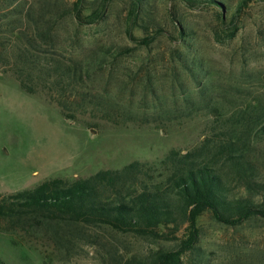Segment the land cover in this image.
<instances>
[{
	"label": "rangeland",
	"instance_id": "1",
	"mask_svg": "<svg viewBox=\"0 0 264 264\" xmlns=\"http://www.w3.org/2000/svg\"><path fill=\"white\" fill-rule=\"evenodd\" d=\"M73 1L0 0V195L132 161L157 166L171 149L191 150L236 122L245 130L264 113V2L242 9L230 39L234 25H220L213 10L157 0L166 33L144 45L127 32L128 0H109L93 24L73 18ZM169 9L186 29L181 39ZM118 48L132 52L116 58ZM66 67L72 119L57 105L55 81ZM247 147L264 176V140L252 136ZM198 224L197 254L183 264H264V218L231 227L206 212ZM176 243L84 223L0 219L5 264H112L111 255L123 264Z\"/></svg>",
	"mask_w": 264,
	"mask_h": 264
},
{
	"label": "trees",
	"instance_id": "2",
	"mask_svg": "<svg viewBox=\"0 0 264 264\" xmlns=\"http://www.w3.org/2000/svg\"><path fill=\"white\" fill-rule=\"evenodd\" d=\"M128 1L129 35L139 37L144 45H150L166 33L156 14L157 0ZM167 1L191 9L213 10L220 25H234L229 34L232 39L237 31V15L254 0ZM108 2L74 0L73 18L83 24L100 21ZM168 13L174 31L181 39L186 29L180 20H176L171 9ZM131 52L130 48H118L112 54L117 58ZM59 68L57 66L54 71ZM69 73L70 68H64L55 81L61 96L57 105L65 119L73 118L66 111L68 107L64 101L67 99L64 95L68 94V89L72 93L74 86L72 80L64 81L70 78ZM72 73L78 79L76 72L72 70ZM18 80L20 87L29 91L25 82ZM236 124L211 133L191 150L171 149L157 166L132 161L120 169L99 170L72 182L53 178L32 189L0 195V219L8 222L30 219L67 225L84 223L152 241L178 242L174 249L154 250L146 261L130 258L123 264H183L185 256L197 254L198 223L204 213H209L217 223L231 227L252 218H264V176L257 162L251 159L247 147L252 136L264 140V113L251 116L245 130H240L239 123ZM223 167L227 169L224 171ZM232 182L239 193L233 192ZM254 194L263 198L255 201ZM109 260L112 264L121 262L112 255ZM0 264H5L2 259Z\"/></svg>",
	"mask_w": 264,
	"mask_h": 264
}]
</instances>
